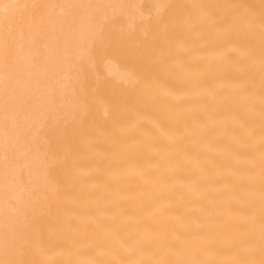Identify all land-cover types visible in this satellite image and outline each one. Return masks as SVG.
I'll return each mask as SVG.
<instances>
[{"label": "bare ground", "instance_id": "obj_1", "mask_svg": "<svg viewBox=\"0 0 264 264\" xmlns=\"http://www.w3.org/2000/svg\"><path fill=\"white\" fill-rule=\"evenodd\" d=\"M0 264H264V0H0Z\"/></svg>", "mask_w": 264, "mask_h": 264}]
</instances>
